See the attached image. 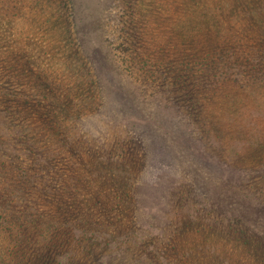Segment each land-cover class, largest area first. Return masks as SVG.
Wrapping results in <instances>:
<instances>
[{
  "label": "rangeland",
  "instance_id": "1",
  "mask_svg": "<svg viewBox=\"0 0 264 264\" xmlns=\"http://www.w3.org/2000/svg\"><path fill=\"white\" fill-rule=\"evenodd\" d=\"M127 1L75 0L76 10H91L98 23L95 28L105 31L103 37L94 33L93 39L71 25L67 30L60 17V23H55L62 8L58 0H11L13 13L5 16L0 11V114L6 108L3 99H10L11 108L1 130L9 126L12 131L10 146L0 151V158L11 159L19 168L13 163L0 169V197L7 194L3 201L13 208L16 204L31 207L37 201L35 205L46 214L56 212L53 222L70 220L71 224L61 227L65 228L60 231L62 238L49 242L40 240L43 236L37 238L38 233H23L0 215V264H264L256 234L242 245L240 231L249 227L221 220L209 188L211 182L220 181L222 164L245 169L248 175L239 190L256 197L244 202L264 212V86L234 87L232 81L242 75L236 66L228 69L251 48L248 40L242 36L232 42L230 53L223 50L197 58L180 78L184 84L180 91L174 87L168 91L161 79L157 86L156 81L150 84L152 77L145 78L151 66L147 57L158 52L155 47L161 42L171 45L168 58H172L176 47L197 52L201 46H219L230 27L247 37L257 35L264 46V30L257 31L250 19L237 24L230 19L225 22L227 29L218 31L214 40H207L212 33L208 29L195 43L175 44L191 35L177 29L175 18L188 0L141 4L139 0V10L133 3L137 0ZM261 12L264 19V7ZM234 52L241 55L234 56ZM257 57L261 60L264 55ZM6 60L13 62L12 71L2 67ZM246 64L248 74L254 76V60ZM110 77L115 79L114 89ZM133 86L147 100L159 98L165 104L159 108L185 114L183 120L193 126L192 136L200 139L198 145L193 144L207 152L202 157L209 160L208 165L187 168L164 156L162 165L171 171L162 175L157 167L142 161L139 142L131 137L136 124L144 121L142 112L148 104L139 103L138 114L130 99L121 100ZM188 87L193 97L196 94L194 100L181 97ZM112 100L113 112L109 110ZM198 111L205 116L198 119ZM54 112L59 113L58 119ZM213 117L222 131L205 129L216 122ZM16 131L23 134L18 136ZM238 160L244 165H238ZM28 173H34L40 193L47 192L43 198L33 199L32 192L18 183L20 174ZM157 189L166 200L160 206L164 220L157 217L158 225H154L151 213L143 209V196L150 191L158 194ZM57 191L60 195L51 205L47 200ZM258 213L256 226L264 228V214L259 219ZM14 234L23 238L19 254ZM66 234L70 235L64 244Z\"/></svg>",
  "mask_w": 264,
  "mask_h": 264
},
{
  "label": "trees",
  "instance_id": "2",
  "mask_svg": "<svg viewBox=\"0 0 264 264\" xmlns=\"http://www.w3.org/2000/svg\"><path fill=\"white\" fill-rule=\"evenodd\" d=\"M129 1L130 0H128L127 2ZM133 1L134 0H131L130 3H132ZM138 1L139 0L133 2L137 3L135 6L136 10H139ZM144 1L145 0L140 1L139 4ZM99 3L103 4L105 3V0H97V4ZM58 4L62 6V8L60 9L59 16L54 11V13L56 14L55 17H57L55 23H60L58 21V17H60L61 23H65V25L67 26V30L69 28V25H71L75 28V31L80 33L82 36H87L88 33L91 39L95 38L93 37L94 33H96L97 36H102L105 32L102 30V28H95V26H98V23L95 22L91 10L81 11V8L78 11L76 10L75 0H58ZM263 7L264 0H188L186 1L185 8H183L182 12H175V18H178V22L176 23H178L180 26L177 29H179L182 34L191 33V35H189L188 37H183L175 44H182V42L184 41H191L195 43L199 37L207 34L208 29H211L212 33L208 36L207 40H214L217 36L218 31L227 29L228 24L225 22L229 21L230 19H232L236 24L250 19L258 27L257 31L264 30V19L262 18L263 13L261 12V9H263ZM0 11L4 12L5 16L11 15V13H13L11 0H0ZM137 20L141 21L138 18ZM123 30L124 27H121L120 32ZM242 36L248 40L251 48L246 50L237 62H235L233 65H229L228 69L232 68V66H236L240 70L242 75V79L232 81L235 84L233 86L243 87L245 85H249L253 88H262L264 86V57L259 60L257 56L264 55V50H260L261 48L264 49V46H261L260 39L257 35L255 37H247L245 34L241 35L238 33H234L231 27L224 32L221 38V44L219 46H201L197 50V52L186 50L185 47H182V49L176 47L174 48V56L172 58H168L171 45H163V42H161L157 47H155L158 52H156L151 57H147V59L150 60L149 62L151 66L150 69L146 72L147 74H145V78L152 77V81H150V84L156 81L157 86L159 82L163 80V83L167 84L165 88H167L168 91H171L172 87L177 89H179V87L182 88L184 84L180 81V78L182 77L183 73L188 70L189 65H192L197 58L209 57L212 56V54H219L220 51L223 50H225L226 53H230V49L234 50V45L232 42L236 41ZM99 43H101L100 40ZM146 49H149L147 45ZM257 50L260 51L257 55H254ZM95 52L97 56H100L98 50H96ZM136 55L137 54H135V56ZM233 55L240 56L241 53L237 55V52H234ZM250 59L254 60L253 67L257 71L254 76L248 74L247 71L246 63ZM238 65L242 66L238 67ZM2 67H6L7 70L12 71L14 69V64L12 61L6 60L5 64H2ZM111 80L112 81H110V85H112V89H114L116 88L114 83L115 79L111 78ZM193 83L195 84V81H193ZM226 85L232 84L226 83ZM133 87V91H131L130 89H126L127 92L123 93L124 98H121V100L125 103L130 99L132 110H134L138 114L141 113V111H138L139 103L148 104V110H143L142 112L145 114L144 121L142 123L137 121L138 123L132 131L133 137H131L139 142V147L142 153V161L147 164L149 162L152 164V166L157 167L156 170H161L162 175H166V173L171 171L169 166L164 164L162 165V163H166L162 160L163 158H166L164 156L170 157L172 161L178 160L181 165H184L187 168L192 167L195 169H202L203 167L208 165L209 160L202 157V155H205V153L207 152L204 150H202V152L200 149L197 150V147L194 145H198L200 139H196L194 136H192L191 131L193 126L189 123V121L183 120L185 114L178 113L177 111H175L176 113H172L170 111L167 112L163 108H159L165 106V104L162 103L159 98H157L155 102L153 99L147 100V96L142 95L141 89H139L137 86ZM198 88L199 83H197L196 85V91H198ZM189 91L190 90L188 87L187 91L185 90V94H181V97L185 100H188V98L193 99L196 94L193 97L189 93ZM5 93L9 94L7 91H5ZM7 96L10 97L9 95ZM114 100L109 102L111 104V108H109V110H111L112 112V108H115ZM9 101L10 99L8 98L3 99V102L6 104V108L4 112L0 114V119L5 120L4 123L0 122V151H2L5 147H9L11 143L10 136L12 131L9 129V126L1 130V128L6 125L7 119L10 117L9 109L11 110V108L9 105ZM150 104L155 105L153 106V108H151ZM161 104H163V106H161ZM126 105L128 104L126 103ZM128 107L130 106L128 105ZM54 114L56 116V119H58L59 113L54 112ZM196 114L198 116V119H201L203 118V116H205V114L200 111L196 112ZM180 118L182 119V123L180 122ZM90 120H92V118H90L88 122ZM212 121L216 122H213L211 126L206 127L205 129L208 132L212 133L216 131H222V128L219 125L221 123L219 122L218 124L215 118ZM28 129H31L30 126ZM16 133L18 134V136H21L23 134V132L18 131H16ZM74 136H76L75 133ZM214 136L217 135L214 134ZM25 138L27 137L25 136ZM53 142L55 143V141ZM51 145L54 146L55 144L52 143ZM48 149H51V147L48 146ZM49 159H51V157ZM13 163H11V159L4 160V158H0V169H2L5 164L6 166H13ZM237 164L243 166L244 162L238 160ZM14 166L15 168L19 169L18 167H16L15 163ZM222 167L223 169L220 170V181L217 180V182H215L214 184L212 182L209 184V188L212 192V205L218 209L221 220H229L234 223L238 222L249 227L247 228L248 236L246 235L247 231L245 229L240 231V233L243 235V240H241L240 238L242 245L253 241L252 239L255 233L257 236L255 243L259 246V250L264 252V228L261 226H256V221L258 220V209H256V207L250 206L249 204H246L247 202H244L245 199L256 197V194L254 195L252 193H241L239 190V188L242 187L241 182H243V179L246 178L248 173L245 169L243 172L239 169L238 166L232 167L227 165L226 163L222 164ZM49 168H51V166ZM225 168L227 170H225ZM41 169L44 168L41 166ZM24 170L25 169H23L22 171L24 172ZM18 183L23 186L24 190L32 192L31 197L33 199H41L47 193L46 191H44V193L41 194L39 191L40 188L35 187L37 183L36 179H34V173L20 174ZM201 187L203 188V185H201ZM157 193L158 194L155 193L154 195L150 191L145 193L143 196L144 198H146V205L143 209L146 210L145 212L148 211L151 213L149 215H152L150 218L153 219L151 223L154 225H158L156 224L157 217L160 218V220H164V212L161 210L160 206L163 204L162 202L166 200L159 197V190ZM51 195L52 199L47 201L52 205L51 201H53L56 196L58 197L60 195V191L54 192ZM4 197L6 198L7 194H4V196L0 197V205L2 206V210L4 211L0 213V215H2L3 217V221L6 218L7 221L15 223V225H17L18 228L27 235H37L38 233L37 238L39 236H43L42 238H40V240H48L49 242H51L52 240H57L64 236L60 234V231L65 228L61 227L67 228L71 225L70 220H62V223H58V221L53 222L56 212L46 214L39 206L35 205V202L37 201H33L31 207H25L21 204H16V208L15 206L13 208L8 202L3 201V199H5ZM139 197L140 194L138 195V198ZM16 198H19V196L17 195ZM4 206H6L7 209ZM59 209L61 208L59 207ZM159 209L161 210V212H159ZM263 214L264 212H259L258 218L260 219L261 217H263ZM45 217H47L48 219H46ZM199 225L200 224H198V226ZM251 226L254 227L250 228ZM203 229H205V226L202 227V230ZM82 233H84V231ZM69 235L70 234H66L65 241L63 242L64 244H67ZM14 238L17 239V246L15 247V251L17 254H19V246H22L20 245V243L22 242L23 238L19 234H14ZM75 240L78 241V239ZM35 242L37 243V239ZM54 249L57 253L59 252L58 245H55Z\"/></svg>",
  "mask_w": 264,
  "mask_h": 264
}]
</instances>
